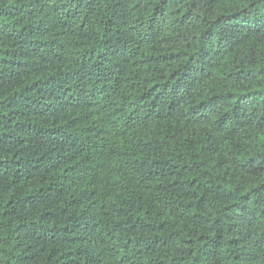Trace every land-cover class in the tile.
I'll use <instances>...</instances> for the list:
<instances>
[{"label": "trees", "instance_id": "16d2710c", "mask_svg": "<svg viewBox=\"0 0 264 264\" xmlns=\"http://www.w3.org/2000/svg\"><path fill=\"white\" fill-rule=\"evenodd\" d=\"M0 264H264V0H0Z\"/></svg>", "mask_w": 264, "mask_h": 264}]
</instances>
